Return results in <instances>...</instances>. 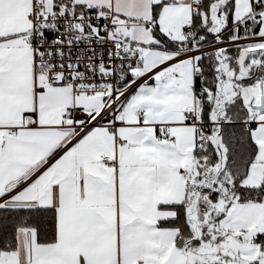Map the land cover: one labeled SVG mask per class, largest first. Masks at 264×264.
I'll return each instance as SVG.
<instances>
[{
	"label": "snow or ice",
	"instance_id": "1",
	"mask_svg": "<svg viewBox=\"0 0 264 264\" xmlns=\"http://www.w3.org/2000/svg\"><path fill=\"white\" fill-rule=\"evenodd\" d=\"M0 264H264V0H0Z\"/></svg>",
	"mask_w": 264,
	"mask_h": 264
}]
</instances>
